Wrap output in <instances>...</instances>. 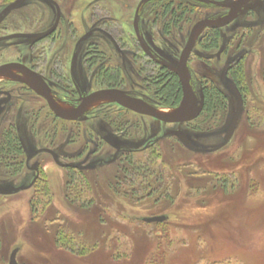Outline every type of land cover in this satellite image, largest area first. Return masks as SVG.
Here are the masks:
<instances>
[{"label": "rangeland", "instance_id": "obj_1", "mask_svg": "<svg viewBox=\"0 0 264 264\" xmlns=\"http://www.w3.org/2000/svg\"><path fill=\"white\" fill-rule=\"evenodd\" d=\"M14 1L0 0V11ZM60 1L66 18L73 23L58 26L53 40L37 46L28 39L0 43V63L30 53L40 59L34 62L44 67L46 56L49 61L55 58L54 64L62 65L65 72L74 68L89 92L102 87L95 69L82 63L87 43L93 42L105 55L102 68L119 69L123 88L155 104L153 90L144 89L141 83L142 77L154 71L148 70L147 64L146 71L138 70L140 65H132L130 56L142 59L130 18L139 0H103L114 7L123 23L102 26H90L82 20V0ZM123 2H129L127 11L121 9ZM256 3L257 9L218 33L217 48H205L210 36L205 32L191 54L192 86L198 89L211 83L217 87L227 104L223 114H201L185 126H163L129 114L138 128L121 135L122 150L130 155L117 157L102 145L96 155L91 150L94 135H104L98 132L101 124L106 128L99 115L114 109L109 104L91 106L86 112L88 121L68 125V129L42 116L41 128L32 131V137L26 136L16 115L25 146L23 156L33 157L26 168L17 170L12 157L1 152L0 138V192H12L0 196V264H7L14 249H18V264H264V0ZM18 7L4 20L0 34L43 32L53 22L49 5L41 0H25ZM150 8L141 14L144 42H150L170 61L183 49L191 23L215 12L193 10L173 27L168 18L154 21L151 16L159 7ZM94 28L98 31L95 37L78 45L77 40ZM229 56L240 61L243 105L230 141L213 152L223 144L236 108V99L226 88L232 81L221 78ZM37 105L43 104L37 100ZM60 107L69 108L66 104ZM9 109L7 106L1 126L9 121ZM41 112L45 114L44 108ZM172 127H182L194 148L164 137ZM156 136L160 137L158 142ZM49 144L57 154L68 146L70 155H75L74 160L59 156L60 162L97 164L85 167L82 173L67 174L49 155L36 154ZM83 148L84 154L76 156ZM161 215L168 219L154 224L141 220Z\"/></svg>", "mask_w": 264, "mask_h": 264}, {"label": "flooded vegetation", "instance_id": "obj_2", "mask_svg": "<svg viewBox=\"0 0 264 264\" xmlns=\"http://www.w3.org/2000/svg\"><path fill=\"white\" fill-rule=\"evenodd\" d=\"M25 1V0H24ZM23 1V2H24ZM44 3H46L47 5H49L50 10L52 11V15H53V22L51 23V25L46 29V31L43 32H38V33H30V34H24L21 32H15L10 34V35H4L0 34V43H4L8 40H12V39H28V40H32L33 45L37 46L40 43L43 42H50L51 40H53L54 38V34L57 33V28L58 26L62 25V24H72L73 21L71 20V18H66L65 16V12H64V7L62 6V3L60 0H41ZM80 1V0H79ZM123 1V0H120ZM127 1V0H125ZM22 2V3H23ZM84 6V12L82 13V15L84 17H82V20L90 25V26H102V25H113V24H122L123 21L122 17L117 16L116 12H114V7L110 4H108L107 2L103 1V0H82ZM21 3V4H22ZM173 4L174 6H178V5H183L184 7H186V12L185 15L188 12H192L193 10L197 9H201V8H205V9H215V12H212L211 14H208L206 16H200V18L194 20L189 29L187 30L188 33V37L187 40L190 36V32L192 27L201 21H209V22H214L216 20H221V19H225L227 20L229 18L230 12H231V6H233L234 4H240L239 6V11L237 12V16L232 20L231 23L220 27V28H209V27H205L204 29H202L199 33V35L196 38V41H199V38L203 36V34L206 32H209L208 34L212 35L214 33H218L223 30L224 28L229 27L230 25H235V23L237 22V20L243 16V15H248L250 14L252 11H254L255 9L258 8V4L256 3V0H249V1H243V0H139V2L137 3L134 12L131 14V21H132V28H133V32L135 34V37L137 39V43L139 45V49L142 52V59L135 57L134 54L130 55L131 56V60H132V65L136 64L140 65L139 67H137L138 70L140 71H146V64L149 66L148 70H152L154 71L153 74H151L152 76L155 75L156 73H158V71L160 69H166L168 70L166 67H164L163 65H167V66H173V62L177 61L180 57V54L178 56L177 59L170 61L165 59V57L163 56V53H161L160 51L153 49L152 45L149 44H145L144 42V37L142 35L141 32V19L143 20V18L141 17V14H143V12L147 9L150 8L151 5H157L159 7V11L158 8L156 9V11L154 12L153 16H151L152 18H160V19H170V14H165V9H163L165 7V5L167 4ZM20 4V5H21ZM73 5H75V1L72 2ZM151 4V5H150ZM129 2H123V4L121 5V9L124 11H127L129 9ZM19 7L11 10L8 14H6L5 16H0V27H2V24L4 22V20L6 19V17H8L11 13H13L15 10H17ZM5 9V8H4ZM3 9V10H4ZM0 11L1 12L3 11ZM151 10V8H150ZM220 10V11H219ZM149 12V11H148ZM147 12V13H148ZM71 14V13H70ZM197 14V13H196ZM184 15V17H185ZM184 17H182L181 19H178L177 22L179 23L180 21H182L184 19ZM147 19L148 15H147ZM120 22H119V21ZM134 23L136 24V29H137V34L135 33V29H134ZM176 23V22H175ZM175 23H172L173 27H175ZM239 27L237 28V31H239ZM98 31H96V29H90L85 35H88V38L83 41V42H87L89 41L91 38L95 37V34H97ZM241 32V30H240ZM203 33V34H202ZM11 36H14L12 38H10ZM82 37V39L84 38ZM82 39H78L77 40V44H81L82 42H80ZM93 40V39H92ZM186 40V43H187ZM117 41H119V39H117ZM185 43V45H186ZM198 43V42H197ZM88 46L86 47V49L84 50V52L81 55L82 60H84L83 67L87 66L88 68H94V74H95V78L100 82V84L102 85V87L100 86L99 89L93 90V91H87V89L84 87L85 85H81L78 76L76 75L74 68L72 71H67L65 72L63 69H61V67L63 68L62 65H57L54 64L55 63V58H53L52 60H48L47 56H46V62L44 64V62H42L45 66H40L38 63H35V59H37V56H34L32 54L29 53V55H24L23 57H19L15 60H8L5 62L0 63V68L2 67H6V66H11L8 67L6 69H4L1 73H0V138H4V136L7 133H10L11 135H13L16 139L17 142L19 144L18 147V152H20V154H17L16 158L17 159V163L14 162L15 167H18L17 170H22L24 168H26V166L28 165V163L30 162V160L32 159L33 156L27 157L28 159H25V157L23 156V151L25 150V146L22 143V141L20 140V134H19V125H17L15 123L16 121V115L17 118L20 119L22 125H24L25 130H26V136L28 137H32V131L34 133H36L38 130H40L41 126H39V118H42V116L44 117H51V123H53L54 121H58L60 123H62L63 125H66V128L68 129V125H73V126H77V125H81L82 123H85L88 121V116L85 113L83 116L85 117L84 121H68V120H64L61 119L57 116L54 115V113L51 111V109L49 108V104H48V99H50L52 102H54L57 106H60L61 104H66V106H68L69 108H76L81 102H82V98L84 96H88L96 91L99 90H120L122 92H124L126 95L142 100L143 102L151 105L152 107H154L156 110L161 111L163 109H173V108H167L165 106H163V104L161 103V101L155 96L154 94V98L156 101V105L151 103L149 100L145 99L143 96L138 95L135 91H133L132 89L127 90L126 88H123V84H124V77L121 76L120 70L119 71V80L115 83H107L104 80V77L102 76L103 71L105 70H109L112 68H102V59H106L104 53L98 49V47L96 46V44H94L93 42H88L87 43ZM125 44H128V42H126ZM184 45V46H185ZM195 46V45H194ZM184 48V47H183ZM194 49V48H193ZM122 50V49H121ZM182 51V50H181ZM193 52V50H192ZM191 52V54H192ZM43 54L44 51H40L39 54ZM181 53V52H180ZM125 54V53H123ZM191 54L189 55L188 61H187V67L188 70L190 72L189 69V64H190V58H191ZM40 56V55H38ZM135 58H137V60H135ZM74 59H76V57H74ZM109 59V57L107 58ZM140 59V60H138ZM40 60V59H37ZM43 61V60H42ZM77 61H78V56H77ZM228 65H227V71H226V75L223 79H225L226 77H228L229 79H231L232 83L235 85V78L233 75V69L234 67H236L237 65H239L238 63L240 62L239 60L235 59L234 57H228ZM226 61V62H227ZM223 63V67L225 65V63ZM84 70V68H82ZM170 71V70H168ZM172 72V71H170ZM173 73V72H172ZM174 74V73H173ZM149 74H147V76L142 77V86L144 87V89H149V87L146 84V79L147 77L151 76ZM177 77V76H176ZM178 79V77H177ZM81 80V79H80ZM179 81V80H178ZM82 82V81H81ZM180 84V83H179ZM211 84V83H210ZM190 85L193 88V90L195 91L196 95L198 98H202V85L198 86L197 88H194L192 86L191 80H190ZM235 87L237 88L238 92L241 95L242 98V94L240 91V87L237 86V84L235 85ZM150 90V89H149ZM37 100L42 102V106H38L37 105ZM100 103H106L109 104L108 107L109 108H114L112 109V111H108L110 113H104L99 115V121L105 123L106 128H104L103 124H101L99 127V133H104V135H94L93 138L94 142L92 143L91 146V150L92 153L94 155L99 153V150L101 148V145L110 149L111 151H113L117 155H122L125 154V156L130 155L129 153H126L124 150H122V148H124L125 144L124 143V139L122 138L121 135H129L132 133L133 129L138 128L136 127V123L134 124L132 122V119L129 118V114L133 115V116H138L144 119H149L151 121H155L158 122L159 124L163 125V126H175V125H189L192 124V122H194L195 120L189 122V123H185V124H165L161 121L155 120L154 118H151L149 116H145V115H141V114H137L134 112H131L127 109L122 108L121 106H119L118 104L115 103H109V102H100ZM9 106V112L6 114V117L8 116L9 121L7 122L6 125H2L1 126V121L3 119V114L6 111V107ZM45 110V114H41L42 110ZM98 126V125H97ZM182 128V127H181ZM181 128H174L172 127V129H167L165 131V133L163 134L164 137H171V138H175L173 136H166V133L168 131H172V130H178ZM70 130V129H69ZM68 135H70V131L69 133L67 132ZM54 136V135H53ZM25 137V136H24ZM55 137V136H54ZM155 142H158L160 140V137H155L154 138ZM178 140V139H177ZM52 145L49 144L48 147H44L41 150H37L36 154L40 155V154H47L49 155L52 160L54 161V163L64 169L66 171L67 174H75V173H79V172H83L85 171L87 168L93 167V165H96L97 163H93L92 165H88L86 166L84 165H77L76 163H70V162H60L59 161V156H69L70 159H75V155H70L69 153V149L68 146H65V150L63 148L64 151H62V154H57V150H54L51 148ZM2 150V148H1ZM84 150L85 148H83L82 150H79L78 153H76V156H80L82 154H84ZM7 157H11L8 156ZM23 157V159H22ZM101 157H98V160H100ZM119 159H121L119 157ZM118 159V160H119ZM126 160V159H125ZM29 161V162H28ZM104 162L106 160H103ZM103 164V163H102ZM86 167V169H85ZM14 168V167H13ZM31 170L33 172H36V174L38 173L37 169L35 167L31 168ZM1 192H3L1 190ZM0 192V196H9L12 194V192L10 191H4L5 193L1 194Z\"/></svg>", "mask_w": 264, "mask_h": 264}, {"label": "water", "instance_id": "obj_3", "mask_svg": "<svg viewBox=\"0 0 264 264\" xmlns=\"http://www.w3.org/2000/svg\"><path fill=\"white\" fill-rule=\"evenodd\" d=\"M23 1L24 0H15L11 4L7 5L5 9L1 12L0 16L2 17L5 16L11 10L17 8ZM243 1H249V0H243ZM239 6L240 4H234L233 6L230 7L231 12L227 20L221 19V20H216L214 22L201 21L196 23L191 29L190 36L187 40L186 45L184 46V48L180 53L179 59L173 62L174 64L173 66L163 65L178 77L181 88V100L178 106L176 108L171 109L169 113H163L161 111H158L151 105L143 102L142 100L130 97L120 90L96 91L88 96H84L82 98V102L76 108H62L60 106H57L50 99H48L49 108L51 109V111L54 113L55 116L68 121H84L85 117L83 115L87 112V110L91 106L100 102H109V103L118 104L122 108L127 109L131 112L149 116L165 124H185L195 120L201 113L203 106V99L197 97L195 91L190 85V74L187 67V61L189 55L191 54L195 45L196 38L202 29H204L205 27L220 28L231 23L232 20L237 16L238 14L237 12L240 10ZM134 29H135V33L137 34L135 23H134ZM12 37L14 36H11L10 38ZM87 38L88 35H86L80 42L85 41ZM227 65H228V61L225 63L223 67L221 73L222 79L226 75ZM8 67L11 66L0 68V73ZM226 88L229 90V92H231L234 95L236 99V108H235V112L233 113L227 125L225 134L223 136V144L212 149L213 152L224 147L230 141L241 115V109L243 103L240 93L238 92L235 85L231 82H228L226 84ZM166 136L176 137L178 141L185 147H188L190 149L194 148L192 142L185 135L182 129L168 131L166 133ZM167 219H168L167 216L161 215V216L146 217V218H142L141 220L143 223L154 224V223L165 222ZM17 253H18V249H14L10 253L7 264H18L16 261Z\"/></svg>", "mask_w": 264, "mask_h": 264}, {"label": "trees", "instance_id": "obj_4", "mask_svg": "<svg viewBox=\"0 0 264 264\" xmlns=\"http://www.w3.org/2000/svg\"><path fill=\"white\" fill-rule=\"evenodd\" d=\"M163 9H165V14H170V22L172 23H175L178 19L184 17L186 12V7L181 4L174 6L170 3L165 5ZM217 39V33L210 35L207 38V45H205V48H217ZM102 74L107 83L112 84L119 80L118 69L105 70ZM233 75L235 82L239 87L238 76L241 75L240 64L234 67ZM146 84L149 89L153 90V93L161 101L163 106L167 108H176L178 106L181 100V88L175 74L166 69H160L155 75L147 77ZM201 94L203 96V106L199 117L201 114L216 116L217 114H223L222 112L227 109L225 97L217 87L211 84H203ZM2 139L1 152L6 156H11L13 162L17 163V159L14 158L17 154H20V152H18L19 144L17 139L10 133H7Z\"/></svg>", "mask_w": 264, "mask_h": 264}, {"label": "bare ground", "instance_id": "obj_5", "mask_svg": "<svg viewBox=\"0 0 264 264\" xmlns=\"http://www.w3.org/2000/svg\"><path fill=\"white\" fill-rule=\"evenodd\" d=\"M163 113H166L165 111H162Z\"/></svg>", "mask_w": 264, "mask_h": 264}]
</instances>
